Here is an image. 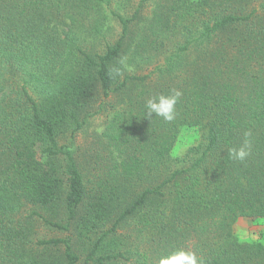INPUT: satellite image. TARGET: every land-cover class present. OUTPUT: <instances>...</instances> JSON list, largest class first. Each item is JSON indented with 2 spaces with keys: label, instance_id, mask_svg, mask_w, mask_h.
I'll list each match as a JSON object with an SVG mask.
<instances>
[{
  "label": "trees",
  "instance_id": "1",
  "mask_svg": "<svg viewBox=\"0 0 264 264\" xmlns=\"http://www.w3.org/2000/svg\"><path fill=\"white\" fill-rule=\"evenodd\" d=\"M130 4L0 0V264H264L233 233L264 219V0Z\"/></svg>",
  "mask_w": 264,
  "mask_h": 264
},
{
  "label": "clouds",
  "instance_id": "2",
  "mask_svg": "<svg viewBox=\"0 0 264 264\" xmlns=\"http://www.w3.org/2000/svg\"><path fill=\"white\" fill-rule=\"evenodd\" d=\"M123 63V61H121ZM181 93L179 91H173L169 95H158L149 98L145 104V118L151 119L154 116L162 117L166 122H172L176 119L175 106L178 102ZM195 132L194 129H181L180 134L177 137V142L173 148L171 155L173 157L179 156L184 150L191 146V144L197 139V136L191 134ZM250 133H245V140L239 149H229V155L234 160L243 161L250 154V141L247 137ZM158 264H204L203 258L196 255L195 252L186 251L184 249H176L169 253L167 256H162Z\"/></svg>",
  "mask_w": 264,
  "mask_h": 264
},
{
  "label": "rangeland",
  "instance_id": "3",
  "mask_svg": "<svg viewBox=\"0 0 264 264\" xmlns=\"http://www.w3.org/2000/svg\"><path fill=\"white\" fill-rule=\"evenodd\" d=\"M137 1L138 0H131L130 5L136 6ZM108 33H109L108 38L110 40L115 39L116 35L119 33L118 24L114 20H111L110 22V28L108 30ZM99 125H100L99 121L97 120L92 121V126H90V128H88L85 133H83L77 138L78 143L80 144L83 143L85 139H87L86 142H88L89 135L93 134L92 132H96L97 130H99L100 128ZM191 134L197 136L198 138L197 131ZM196 141L197 139L192 144H194ZM39 233L41 236L45 235L47 237L59 234V233L50 232L44 227H39ZM233 233L240 242H262L264 244V219L252 220L248 218H240L233 225Z\"/></svg>",
  "mask_w": 264,
  "mask_h": 264
}]
</instances>
